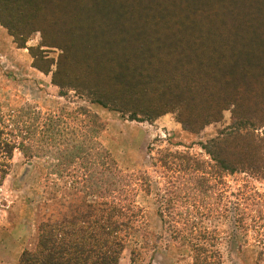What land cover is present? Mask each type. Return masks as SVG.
Masks as SVG:
<instances>
[{"label":"trees","instance_id":"1","mask_svg":"<svg viewBox=\"0 0 264 264\" xmlns=\"http://www.w3.org/2000/svg\"><path fill=\"white\" fill-rule=\"evenodd\" d=\"M0 24L19 47L40 33L41 46L61 51L55 84L131 120L172 111L197 133L233 105L232 126L202 144L210 168L221 178L247 172L264 179V138L256 132L264 126V0H0ZM30 50L36 67L50 71ZM60 110L46 118L35 105L12 108L0 97V187L16 149L57 159L55 170L76 182L47 204L35 247L16 264H119L143 222L138 192H149L150 184L143 172L122 169L101 144L95 114L82 107L66 113L89 122L87 139ZM158 160L186 174L207 172V161L186 151ZM173 212L180 215L159 209L164 222ZM170 227L191 247L193 264H223L208 230L189 231L179 221Z\"/></svg>","mask_w":264,"mask_h":264},{"label":"rangeland","instance_id":"2","mask_svg":"<svg viewBox=\"0 0 264 264\" xmlns=\"http://www.w3.org/2000/svg\"><path fill=\"white\" fill-rule=\"evenodd\" d=\"M31 48L40 52L41 65L50 71L36 67ZM60 53L57 48L41 46L40 33H34L26 47H19L0 24V97L12 108L35 105L46 118L62 109L68 126L79 128L87 139L91 137L89 122L66 113L78 107L90 111L103 125L98 140L119 166L127 172H143L150 184L149 192L141 189L137 196L145 211L143 222L130 236L119 264H193L191 247L173 238L170 224L176 221L186 223L189 231L206 229L216 236L211 249L220 253L223 264H264V179L247 172L221 178L210 168L213 162L202 148L207 140L232 126L234 106L223 111L220 121L197 133L186 130L172 111L154 120H131L92 103L76 90L55 84L52 75ZM256 132L264 138V126ZM175 151L207 161V172L192 175L167 169L158 157ZM57 161L49 155L26 157L20 150L14 151L0 187V264H16L24 250L35 247L47 204L76 185L73 177L55 170ZM198 175L204 179L199 181ZM166 188L178 197L170 200L172 192L166 195ZM225 206L228 217L218 214ZM164 207L178 210L180 215L170 213L164 222L159 215Z\"/></svg>","mask_w":264,"mask_h":264}]
</instances>
